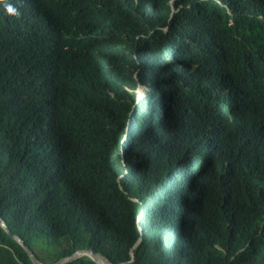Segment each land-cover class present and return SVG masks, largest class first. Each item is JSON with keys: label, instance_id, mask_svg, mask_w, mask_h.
Masks as SVG:
<instances>
[{"label": "trees", "instance_id": "trees-1", "mask_svg": "<svg viewBox=\"0 0 264 264\" xmlns=\"http://www.w3.org/2000/svg\"><path fill=\"white\" fill-rule=\"evenodd\" d=\"M255 93L264 0H0V217L44 264H264Z\"/></svg>", "mask_w": 264, "mask_h": 264}, {"label": "clouds", "instance_id": "clouds-1", "mask_svg": "<svg viewBox=\"0 0 264 264\" xmlns=\"http://www.w3.org/2000/svg\"><path fill=\"white\" fill-rule=\"evenodd\" d=\"M5 7L10 14H16V9L11 4H7V5H5ZM252 81H257V80H256V78H253L249 82H252ZM258 87H259L258 85L252 86V85H248L246 83L238 90L235 88H232V87L223 88L221 93H220V100H219L220 106L214 112L216 113V115L221 116V117L235 118L237 116V114L239 113V111L243 108V105L241 103V99L243 98V90L244 89H254L255 90ZM146 89L149 92V89L148 88H146ZM225 91L228 94L227 97H224ZM139 97L141 99V95ZM140 99L138 98V100H140ZM253 102H254L255 108H257L259 110L264 109V95H262L260 93H255L253 95ZM250 119L254 124H257L258 132L264 136V131L261 130V126L264 125L263 118L260 115H258V113L256 111H254L253 115Z\"/></svg>", "mask_w": 264, "mask_h": 264}, {"label": "water", "instance_id": "water-1", "mask_svg": "<svg viewBox=\"0 0 264 264\" xmlns=\"http://www.w3.org/2000/svg\"><path fill=\"white\" fill-rule=\"evenodd\" d=\"M0 225L15 242H17L19 245H21L25 249V251L27 252L33 264H44L40 260H38L35 253L25 244V242L19 236H16L11 233L7 224L3 221L1 217H0ZM82 257H89L96 264H111L101 255L96 254L93 250H80L76 252L72 257L62 259L56 264H69ZM134 261H135V256L134 254H132V260L130 263H133Z\"/></svg>", "mask_w": 264, "mask_h": 264}, {"label": "rangeland", "instance_id": "rangeland-1", "mask_svg": "<svg viewBox=\"0 0 264 264\" xmlns=\"http://www.w3.org/2000/svg\"><path fill=\"white\" fill-rule=\"evenodd\" d=\"M148 92V90L146 89V87H140L139 89H138V98L140 99V95H141V97L143 96V95H145L146 93ZM138 98H137V100H138ZM139 101V100H138ZM161 117H162V115H161ZM261 130L262 131H264V125H262L261 126ZM37 252L39 253V254H44L43 252H39L38 250H37ZM135 256V255H134Z\"/></svg>", "mask_w": 264, "mask_h": 264}, {"label": "bare ground", "instance_id": "bare-ground-1", "mask_svg": "<svg viewBox=\"0 0 264 264\" xmlns=\"http://www.w3.org/2000/svg\"><path fill=\"white\" fill-rule=\"evenodd\" d=\"M55 3V2H54ZM13 5V4H12ZM28 11V10H27Z\"/></svg>", "mask_w": 264, "mask_h": 264}]
</instances>
